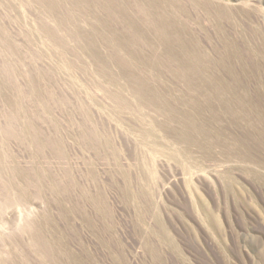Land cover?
Listing matches in <instances>:
<instances>
[{"label":"rangeland","instance_id":"obj_1","mask_svg":"<svg viewBox=\"0 0 264 264\" xmlns=\"http://www.w3.org/2000/svg\"><path fill=\"white\" fill-rule=\"evenodd\" d=\"M0 264H264V0H0Z\"/></svg>","mask_w":264,"mask_h":264}]
</instances>
